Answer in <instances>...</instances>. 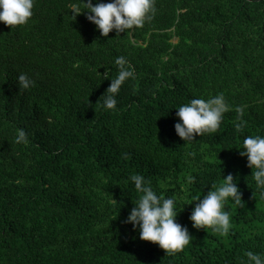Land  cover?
<instances>
[{"label":"trees","instance_id":"trees-1","mask_svg":"<svg viewBox=\"0 0 264 264\" xmlns=\"http://www.w3.org/2000/svg\"><path fill=\"white\" fill-rule=\"evenodd\" d=\"M73 2L36 0L26 25L0 23V264H250L248 251L264 254V198L238 151L264 135V0H155L150 21L108 37L86 15L72 21ZM120 56L135 74L108 110L99 100ZM22 73L34 87L20 90ZM221 93L232 110L217 132L181 140L176 109ZM18 129L27 144L15 143ZM134 174L175 200L193 238L182 251L125 223L140 195ZM228 174L244 205L225 202L229 232L195 229L193 197Z\"/></svg>","mask_w":264,"mask_h":264},{"label":"clouds","instance_id":"clouds-1","mask_svg":"<svg viewBox=\"0 0 264 264\" xmlns=\"http://www.w3.org/2000/svg\"><path fill=\"white\" fill-rule=\"evenodd\" d=\"M35 3L36 0H0V23L11 28L26 25L34 15ZM70 7L72 21L82 14L86 15V19L96 26L103 37H108L113 31L119 34L134 27H142L156 12L155 0H111L109 3H101L100 0H95V3L93 0H74ZM115 64L119 69L118 75L115 79H110V86L99 100L108 110L116 109L117 95L122 85L135 74L124 56L116 58ZM104 78L108 79L107 74ZM18 84L21 91L28 90L35 86V81L28 74L22 73L18 76ZM176 110L181 122L175 124V133L185 143H190L194 141L195 136L217 132L224 114L232 109L221 93L207 100L190 99ZM235 111L240 120L235 127L236 131L240 132L245 125L241 119L244 109L237 107ZM28 142V134L23 129H18L15 143ZM238 151L241 157L247 158V166L252 170L251 176L259 195L264 198V135L245 136L242 150ZM130 180L140 195L125 223L131 224L133 230H139L141 241L158 245L167 254L182 251L193 238L188 228L176 221L181 211L176 210L175 200L158 196L151 182L143 175L134 174L130 176ZM236 181L232 174H228L223 176L219 187L213 185L203 198L193 197L195 203L189 205H194L190 220L195 229L212 228L221 234L229 232L230 213L224 210L225 202L231 199L235 205L244 206L243 194ZM188 182L194 183L195 178L189 177ZM246 256L250 264H264V254L248 251Z\"/></svg>","mask_w":264,"mask_h":264},{"label":"bare ground","instance_id":"bare-ground-1","mask_svg":"<svg viewBox=\"0 0 264 264\" xmlns=\"http://www.w3.org/2000/svg\"><path fill=\"white\" fill-rule=\"evenodd\" d=\"M209 13V12H208Z\"/></svg>","mask_w":264,"mask_h":264}]
</instances>
